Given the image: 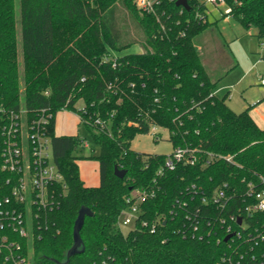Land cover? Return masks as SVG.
<instances>
[{"label": "trees", "instance_id": "1", "mask_svg": "<svg viewBox=\"0 0 264 264\" xmlns=\"http://www.w3.org/2000/svg\"><path fill=\"white\" fill-rule=\"evenodd\" d=\"M226 2L231 7L226 15L247 29L256 27L262 44L264 0ZM188 3L186 8L177 0H156L147 12L137 0H0V107L10 112L21 106L20 14L28 116L52 115L54 159L67 185L36 218L34 264H64L83 206L93 212L81 229L84 249L65 264H220L232 252L226 225L203 221L192 235L187 214L207 206L202 198L210 200L225 183L241 194L250 182L264 188V129L249 108L237 112L226 96L215 93L237 64L221 75L208 69L204 49L212 32H218L221 46L228 44L208 5ZM134 43L146 50L111 53ZM62 110L76 113L100 146L98 185H88L80 175L78 160L85 156L77 153L84 138L55 131ZM154 125L168 131L173 148L195 149L198 162L182 161L159 173L167 154L132 148L133 139ZM115 166L126 169V175L117 176ZM137 189L155 190L140 205L149 227L138 222L126 234L118 220ZM244 205L239 196L228 211ZM208 208L203 215L220 214ZM255 218L264 231V215ZM155 222L158 229L152 233ZM259 246L264 251V240Z\"/></svg>", "mask_w": 264, "mask_h": 264}, {"label": "built area", "instance_id": "2", "mask_svg": "<svg viewBox=\"0 0 264 264\" xmlns=\"http://www.w3.org/2000/svg\"><path fill=\"white\" fill-rule=\"evenodd\" d=\"M137 2L141 9L151 12L156 0ZM204 2L216 5L227 3L226 0ZM230 11L229 6L227 12ZM262 45L264 46V42ZM0 113V264H34L35 252L31 242L36 218L41 211L52 207L55 198L67 190L64 176L54 159L49 130L52 115L43 111L36 118H30L27 107L22 106L10 112L0 107ZM157 127L154 125L151 130L155 131L154 134L158 138L160 133L156 132ZM82 143L83 146H88L85 139ZM213 158L211 155L208 163ZM227 158L231 159L230 156ZM198 160L195 149L176 147L168 155L165 166L159 173H162L164 168L175 169L179 162L194 165ZM262 183L264 184V178ZM193 191L200 197L201 193L195 185ZM154 193L155 190L147 189H137L133 192L128 198V207L122 211L118 220L121 229L123 225L130 224L136 227L138 222L144 227H149V223L141 217L140 205L148 195ZM239 196L245 202L244 207L239 206L237 210L229 212L230 202ZM202 202L207 205L204 207H214L220 214L215 217L214 214L205 212L203 215L204 207L196 206L194 212L187 214L189 233L195 235L199 232L203 221L208 225L213 222L226 225L227 236L231 235L230 247L233 250L223 256L220 264H264V251L259 246L264 240V231H259L255 218L258 214L264 215V188L259 190L250 182L246 191L241 194L225 183L216 189L210 200L204 196ZM150 229L155 233L158 223H153ZM184 234L187 235L186 232Z\"/></svg>", "mask_w": 264, "mask_h": 264}, {"label": "rangeland", "instance_id": "3", "mask_svg": "<svg viewBox=\"0 0 264 264\" xmlns=\"http://www.w3.org/2000/svg\"><path fill=\"white\" fill-rule=\"evenodd\" d=\"M201 2L205 0H199ZM210 19L217 20L228 46L225 48L220 45V36L217 31L213 33V39L205 45L206 64L208 69L215 71L216 75L225 73L231 69L218 83L216 93L219 96H226L229 105L240 112L244 109H252L251 103L254 100L263 99L258 106H264V46L256 35V27L247 29L234 15H226V4L208 3ZM17 36H18V58L20 61L21 74V106L26 107V94L23 81L24 74V54L22 49L20 14L17 15ZM228 48V49H227ZM232 50V55L228 50ZM146 46L134 43L132 46L122 50H111L114 56L125 55L130 52H143ZM82 106V103H80ZM55 131L57 134H79L87 142L88 146H83L78 151V155L85 156L78 160L79 171L82 179L88 185H98L100 183L97 156L100 153V146L95 141L92 131L82 123L76 113L68 110L59 111L55 119ZM158 138L155 131L138 134L132 141V148L138 152L171 154L174 150L173 144L169 139L166 129L157 127ZM156 136V137H155ZM90 156V157H86ZM134 227V224L123 225L122 230L127 234Z\"/></svg>", "mask_w": 264, "mask_h": 264}, {"label": "water", "instance_id": "4", "mask_svg": "<svg viewBox=\"0 0 264 264\" xmlns=\"http://www.w3.org/2000/svg\"><path fill=\"white\" fill-rule=\"evenodd\" d=\"M177 5L184 6L186 8L190 7L188 0H177ZM126 173H127L126 169H120L118 166H115V174L117 176L122 178L126 175ZM92 214H93L92 210L86 206L81 207V209L79 210V215L74 225V244L70 249L66 251L65 260L63 262L64 264L67 263L73 255L77 254L78 252L84 249V243L81 236V229L84 225L86 216ZM239 222H241V218L239 219ZM230 236L231 235H228L226 237V240H228Z\"/></svg>", "mask_w": 264, "mask_h": 264}, {"label": "crops", "instance_id": "5", "mask_svg": "<svg viewBox=\"0 0 264 264\" xmlns=\"http://www.w3.org/2000/svg\"><path fill=\"white\" fill-rule=\"evenodd\" d=\"M264 78V77H263ZM262 78V79H263ZM264 84V83H262ZM216 93V91H215ZM217 94V93H216ZM218 95V94H217ZM263 99L254 100L251 103V106H254L252 109H250V114L254 118V120L257 122V124L264 129V106H258ZM235 110V109H234ZM243 111V110H242Z\"/></svg>", "mask_w": 264, "mask_h": 264}]
</instances>
